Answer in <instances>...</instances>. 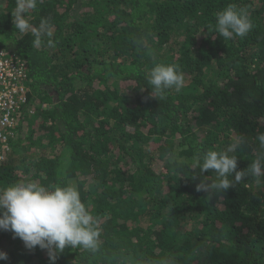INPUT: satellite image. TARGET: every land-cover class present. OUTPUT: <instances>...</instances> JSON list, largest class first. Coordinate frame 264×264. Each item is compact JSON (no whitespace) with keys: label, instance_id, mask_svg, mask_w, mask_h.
I'll use <instances>...</instances> for the list:
<instances>
[{"label":"trees","instance_id":"trees-1","mask_svg":"<svg viewBox=\"0 0 264 264\" xmlns=\"http://www.w3.org/2000/svg\"><path fill=\"white\" fill-rule=\"evenodd\" d=\"M27 2L0 0V48L24 62L29 89L0 187L75 184L101 232L96 252L68 246L55 264H264V181L209 199L192 178L197 154L236 135L251 142L234 153L238 167L254 157L264 131V0H38L26 18L50 23L51 46L16 29ZM229 4L249 14L245 37L215 31ZM155 63L179 70V92L149 97ZM0 251V264H50L47 250H28L11 231H0Z\"/></svg>","mask_w":264,"mask_h":264},{"label":"clouds","instance_id":"clouds-1","mask_svg":"<svg viewBox=\"0 0 264 264\" xmlns=\"http://www.w3.org/2000/svg\"><path fill=\"white\" fill-rule=\"evenodd\" d=\"M38 0H28L27 5H18L15 13V27L22 34L31 32L34 44L41 46L44 37L52 45L51 25L47 20L38 28L33 27L26 18L28 9L35 10ZM252 21L247 10L238 9L229 4L215 16V31L224 39L245 37L252 29ZM146 79L152 87L149 97L163 98L166 91L177 92L184 86V77L171 64L155 63L147 72ZM254 141L256 150L253 159L246 168L238 167L236 153L250 146L245 135H236L223 150H206L197 154L192 166L199 169V183L195 185L197 192H203L209 199L223 195L230 188L243 184L251 187V179L256 184L264 181V131H257ZM175 163V154L166 157ZM213 173L208 178L205 173ZM204 176V179H201ZM0 231H11L14 237L23 241L25 248L34 250L39 247L47 250L50 264H55L60 253L68 246L81 247L96 252L99 249L101 232L81 201L79 190L75 184L45 187L36 182H25L0 187ZM7 254L0 251V260H6Z\"/></svg>","mask_w":264,"mask_h":264},{"label":"built area","instance_id":"built-area-1","mask_svg":"<svg viewBox=\"0 0 264 264\" xmlns=\"http://www.w3.org/2000/svg\"><path fill=\"white\" fill-rule=\"evenodd\" d=\"M27 68L22 60L0 48V163L18 114L26 102Z\"/></svg>","mask_w":264,"mask_h":264}]
</instances>
